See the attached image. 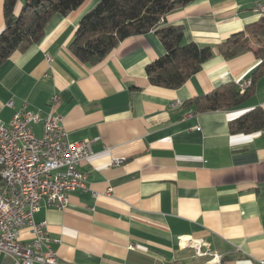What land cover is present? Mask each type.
<instances>
[{
  "label": "crops",
  "instance_id": "0c3cea01",
  "mask_svg": "<svg viewBox=\"0 0 264 264\" xmlns=\"http://www.w3.org/2000/svg\"><path fill=\"white\" fill-rule=\"evenodd\" d=\"M26 1L18 0L17 15ZM98 2L56 14L39 43L0 65L2 121L26 107L42 119L61 117L70 141H92V156L80 164L87 188L72 191L64 207L43 206L35 215L47 221L57 256L66 264H261L264 128L232 133L230 122L264 109V75L237 107L197 112L186 104L224 83L252 79L261 59L253 51L229 59L216 53L179 88L155 86L146 66L166 49L152 30L89 65L69 44ZM261 3L197 0L167 14L163 25L182 24L185 42L216 46L259 20ZM4 28L0 0V33ZM43 124L33 125L38 137ZM115 157L125 160L113 165ZM181 236L202 240L208 253L198 254ZM31 238L24 230L22 239ZM0 264L19 261L0 250Z\"/></svg>",
  "mask_w": 264,
  "mask_h": 264
},
{
  "label": "trees",
  "instance_id": "16d2710c",
  "mask_svg": "<svg viewBox=\"0 0 264 264\" xmlns=\"http://www.w3.org/2000/svg\"><path fill=\"white\" fill-rule=\"evenodd\" d=\"M86 0H27L19 15L18 0H4L5 28L0 33V65L14 52L25 51L45 36L48 22L81 7ZM197 0H99L80 19L69 44L82 62L96 65L125 38L155 30L163 43L164 55L146 66L151 84L169 89L182 86L218 53L229 59L253 51L261 63L252 74V85L241 92L237 83H224L211 92L189 99L197 112L237 107L255 92L256 80L264 75V14L242 31L216 46L185 42L182 24H165L167 14ZM264 128V109L253 108L230 122L232 133H252Z\"/></svg>",
  "mask_w": 264,
  "mask_h": 264
},
{
  "label": "built area",
  "instance_id": "2783aa9c",
  "mask_svg": "<svg viewBox=\"0 0 264 264\" xmlns=\"http://www.w3.org/2000/svg\"><path fill=\"white\" fill-rule=\"evenodd\" d=\"M256 11L264 14V3ZM237 85L243 93L252 79ZM58 99L54 95L53 100ZM180 104L179 100L172 103ZM41 120L43 134L38 137L33 125ZM92 154L91 139L70 141L59 116L51 114L42 119L38 112L25 107L8 123L0 119L1 251L18 259L19 264H66L52 247L47 221H37L35 215L43 206L64 207L72 191L87 188V173L80 164ZM124 160L115 157L111 163L118 165ZM24 230L32 234L30 240L22 239ZM181 242L195 247L198 254L208 253L202 251L200 239L181 236ZM260 263L264 264V259Z\"/></svg>",
  "mask_w": 264,
  "mask_h": 264
}]
</instances>
